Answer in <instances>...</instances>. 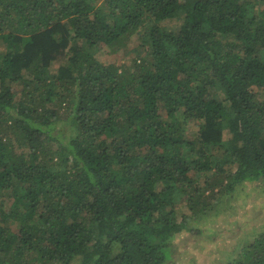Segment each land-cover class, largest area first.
<instances>
[{
	"label": "trees",
	"instance_id": "1",
	"mask_svg": "<svg viewBox=\"0 0 264 264\" xmlns=\"http://www.w3.org/2000/svg\"><path fill=\"white\" fill-rule=\"evenodd\" d=\"M250 182L264 0H0V264H171ZM229 264H264V230Z\"/></svg>",
	"mask_w": 264,
	"mask_h": 264
},
{
	"label": "rangeland",
	"instance_id": "2",
	"mask_svg": "<svg viewBox=\"0 0 264 264\" xmlns=\"http://www.w3.org/2000/svg\"><path fill=\"white\" fill-rule=\"evenodd\" d=\"M136 44L131 37L125 49L130 50L128 54L123 50L109 53V48L102 46L98 58L105 63L125 62L135 56V52H129ZM185 135L194 137L195 130L186 127ZM196 225L205 232L182 234L172 240L179 253L171 264H229L244 244L264 230V189L256 182L244 183L218 198Z\"/></svg>",
	"mask_w": 264,
	"mask_h": 264
}]
</instances>
